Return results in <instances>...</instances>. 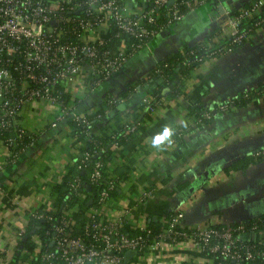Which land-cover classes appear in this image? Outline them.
I'll return each mask as SVG.
<instances>
[{
    "label": "crops",
    "instance_id": "0c3cea01",
    "mask_svg": "<svg viewBox=\"0 0 264 264\" xmlns=\"http://www.w3.org/2000/svg\"><path fill=\"white\" fill-rule=\"evenodd\" d=\"M242 2L208 0L198 4L149 39L99 85L69 84L67 92L80 97V110L96 109L105 95L118 94L137 79L146 78L157 62L200 41L217 27L226 17L218 4L234 10ZM263 9L264 5L257 14ZM154 80H142V88L147 89ZM263 83L264 21L239 46L202 57L189 71L182 90L176 95L164 92L144 129L114 148L108 170L127 162L129 170L128 177L119 182L117 194L109 197L105 211L139 227L150 220L163 226L167 214L178 211L183 213L182 227L236 223L264 215V154L253 155L264 147V93L231 110L214 112L211 120L186 130L179 142L169 140L172 131L188 120L190 104L215 107ZM127 96L136 97L135 93ZM56 109L40 101L34 111L28 106L18 116L35 138L0 168V264H14L11 260L19 239L15 231L25 228L31 212L51 209L50 183L60 180L66 162L79 151L80 138L72 134L65 119L56 121ZM117 118L122 121L126 114L120 112ZM6 157V147L0 141V162ZM247 157V164L234 166ZM147 189L151 194L142 198ZM239 236L264 241V230ZM156 248L134 252L122 264H215L190 242H164Z\"/></svg>",
    "mask_w": 264,
    "mask_h": 264
},
{
    "label": "built area",
    "instance_id": "2783aa9c",
    "mask_svg": "<svg viewBox=\"0 0 264 264\" xmlns=\"http://www.w3.org/2000/svg\"><path fill=\"white\" fill-rule=\"evenodd\" d=\"M205 1L0 0V141L7 150L0 168L17 156L16 144L24 141L25 146L34 141L35 135L18 120L23 108L29 106V111H34L38 102L45 101L57 108L56 121L63 119L68 111L60 100V89L66 90L69 84L84 83L90 88L100 84L165 26L179 21ZM263 5L264 0H253L234 14L225 8L226 17L217 25L219 32L215 37H227L226 44L210 49L207 56L223 54L242 44L252 26L257 28L264 21L256 17ZM251 19V26H244ZM251 91L264 93V83L255 90H245V96ZM152 98L145 95L142 100L145 108L154 113L159 102L154 105ZM123 101L124 97L119 95L108 99L109 104ZM233 107L228 99L211 107V111H228ZM202 112L205 117L210 116L208 110ZM71 114L78 119V114ZM134 127L129 126L127 131ZM154 142L158 143V139ZM262 154L264 147L253 152L255 156ZM80 157L84 165L86 161L93 162L90 181L104 182L105 187L98 194L100 205L86 212L88 216L75 234L71 232L73 221L70 222L68 210H64L57 222L45 230L48 246L42 234H34L33 250L17 264H122L127 250L142 253L145 247L157 249L164 242L179 241L190 242L215 264H222L216 258L226 260V264H264V241H247L239 236L241 232L264 230L258 228L256 221L182 227L179 221L183 213L178 211L167 217L151 242L141 233L129 235L122 229L124 217L105 211L108 190L114 186L111 175L102 173V161L94 160L91 152L82 151ZM150 194L147 189L141 197ZM30 217L52 218L43 211L31 212ZM23 230L15 231L18 238ZM1 257L0 251V261Z\"/></svg>",
    "mask_w": 264,
    "mask_h": 264
},
{
    "label": "trees",
    "instance_id": "16d2710c",
    "mask_svg": "<svg viewBox=\"0 0 264 264\" xmlns=\"http://www.w3.org/2000/svg\"><path fill=\"white\" fill-rule=\"evenodd\" d=\"M252 1L253 0H243L240 7L247 6ZM181 8L183 9L184 7L181 6ZM237 10L238 8L231 10L230 13L234 14ZM256 17L264 18V9ZM252 20L253 19L247 20L244 26H251ZM169 25L165 26L164 29H167ZM253 27L254 26H252V31L256 29ZM218 32V27H215L200 41L191 45H186L182 51L160 60L147 72L146 78L137 79L127 89L118 94L109 93L105 95L99 106L94 110H80V108H78L81 100L80 97L78 95H70L67 90H64L60 86V88H62L60 89V100H62L63 104L67 105L68 111L63 119H65V122L70 127L72 134L80 138L79 151L74 156L75 159L73 161L66 162L60 180L50 183L49 195L51 209L43 212L49 213L52 218L42 219L41 217H30L29 222L16 242L15 252L11 262L17 264L18 260L26 258L29 255L34 247V240L32 239L34 234H42L47 241L45 246H48L49 241L44 235L45 230L50 227L51 223L57 222L64 210H68L70 222L73 221V223L71 222V232L75 234L85 222L88 216L86 212L92 207L100 205L98 202V194L100 190L105 187L104 182L102 180H97L95 182L90 181V172L93 167V162L86 161L84 165L80 157L82 151L91 152L92 157L94 156V160L102 161V173L104 175H106V173L110 174L114 181V186L108 190L109 197L117 194L119 182L128 177L127 171L129 170V163L127 162L108 170L107 162L110 161L114 148L127 143L136 133L143 130L145 122H147L150 118L149 116L153 114V112H149L145 108L142 97L145 95L153 96L152 102L156 105L157 102L160 101L165 88H167V94H178L184 86V80L187 78L189 71L199 62L200 58L207 56L210 49L221 44H226L227 37H215ZM149 78L155 79L154 84L152 85V82H150L148 83L147 89H143V81ZM90 81L92 82V80ZM131 93H135L136 97L129 98L127 95ZM114 95L124 97V101L121 102L124 104L123 109L119 110L117 108L118 102L108 103V99ZM255 95L258 94L251 91L248 96H245L243 91L230 99L232 104L237 106L246 103L247 100ZM203 110H208L210 116L205 117L202 112ZM72 112L78 114V119L74 118V114L72 116ZM120 112L126 114V118L122 121L117 118ZM187 115L188 120L172 131V136L169 139L171 143L179 142L186 130L199 127L203 123L211 120L213 113L211 107L194 102L188 106ZM194 120L197 122L192 124L191 121ZM132 125L135 126L134 129L132 131H127L129 126ZM23 143L24 141L20 144H16L14 148L19 152L21 149L28 146L27 144L24 146ZM247 159L248 157L242 162L237 161L234 166H244L248 162ZM75 183H77V185H75ZM88 184L90 186L89 188H87ZM89 200H91L90 203H88ZM172 213L173 212L167 214V217ZM253 221L259 223L258 228H264V215L257 219L244 222L249 224ZM145 225V228H142L125 221L122 225V229L129 235L141 233L147 242H151L162 228L161 223L156 220H150ZM146 228L149 229V232L145 230ZM32 229H34V232L31 231ZM147 248L148 247H145L142 253H144ZM216 261H220L222 264L227 263L226 260L221 258H216Z\"/></svg>",
    "mask_w": 264,
    "mask_h": 264
},
{
    "label": "water",
    "instance_id": "95a60500",
    "mask_svg": "<svg viewBox=\"0 0 264 264\" xmlns=\"http://www.w3.org/2000/svg\"><path fill=\"white\" fill-rule=\"evenodd\" d=\"M170 1H172V0H170ZM214 1H216V2H218V1H224V0H214ZM226 1V0H225ZM218 8H219V10H220V12H223L224 11V7H223V5L222 4H218ZM52 22L54 23L55 22V20H52ZM163 33V32H162ZM167 91V88H165L164 89V92H166ZM121 108H123V104L122 105H120L119 106V109H121ZM90 186H89V184L87 185V188H89ZM91 202V200H89L88 201V203H90ZM38 227H40V226H38ZM32 232H34V229H32L31 230ZM134 253V250H127L125 253H124V261H126L127 260V258L131 255V254H133Z\"/></svg>",
    "mask_w": 264,
    "mask_h": 264
}]
</instances>
